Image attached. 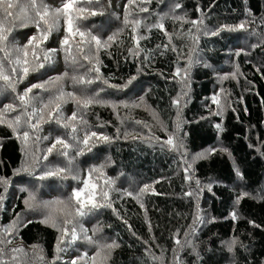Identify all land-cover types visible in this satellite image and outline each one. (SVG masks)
I'll use <instances>...</instances> for the list:
<instances>
[{
	"label": "trees",
	"instance_id": "obj_1",
	"mask_svg": "<svg viewBox=\"0 0 264 264\" xmlns=\"http://www.w3.org/2000/svg\"><path fill=\"white\" fill-rule=\"evenodd\" d=\"M43 2L52 9L62 6V0ZM14 3L27 6V0ZM114 6L110 4L109 9ZM18 7L10 10L13 17L9 21L15 22ZM141 7L148 11H140ZM114 8H127L130 21L139 19L141 26L133 31L130 22L113 31L111 21L102 20L105 13L79 14L88 17L79 21L82 30L87 28L103 41L111 35L116 37L99 50L83 45L84 54L99 67L101 79L91 85L73 84L72 76L97 74L87 72L92 65L76 50L79 35L70 38L77 63L72 68L66 63L61 44L65 23L61 18L59 29L47 41H37L42 49L55 50L50 53L51 61L44 62V52L38 50L44 67L31 71L17 88L22 94L31 85L44 84L67 72L69 78L57 87L78 97L98 92L99 99L107 104L82 110L86 125L73 122L80 139L85 131L111 138L107 143H97L93 138L89 141L92 150L84 148V154L74 162V172L79 171L82 179L88 178L89 169L103 166L93 173L92 182L98 190L110 189L112 207L80 221L88 236L102 244L119 245L104 249L96 264H172L173 260L181 264L222 263L225 258L213 252L219 257L231 255V264H264V0H137L133 5L125 0ZM193 21L202 23L194 25ZM12 22L6 25L13 27L9 39L19 46L39 36L35 25L15 28ZM157 23H163V30L152 27ZM213 31L218 34L211 35ZM139 36L144 39L137 48L133 37ZM192 37H199L198 43ZM189 57L193 60L190 68ZM28 59L36 63L31 50ZM132 77L131 84L123 87ZM55 94L56 88H34L30 95L35 99L28 111L34 107L39 113ZM7 104L17 110L5 112ZM49 111H54V106L44 109L39 130L33 131L22 122L14 132L8 125L21 113L19 101L10 90L0 92V112L5 113L0 123V178L7 181L0 183V239L11 241L0 247L22 248L33 254V260L19 259L16 264H71L74 259L78 264H92L91 257L99 249L83 239L71 240V224L63 242L58 240L61 233L56 228L39 222L43 218L12 227L25 212V201L35 186L43 195L52 188L59 193V188L66 186L69 196L74 188L83 187L71 176L65 180L39 178L45 165L64 166L65 158L55 152L30 171H18L26 160L31 163L33 154L43 156L56 137L72 143L65 135L69 130L55 119L48 120ZM77 111L71 101L61 104L64 118ZM24 131L29 132L27 142ZM37 136L49 139L37 142ZM170 136L174 143L183 142L180 151L187 162L176 157L178 150L164 143ZM146 185L148 190L142 191ZM13 190L17 191L14 196ZM129 192L132 195H127ZM58 219L62 221L63 214ZM95 229L99 231L94 234ZM77 235H81L79 227ZM177 240L181 245L189 244L192 252L183 257L178 252L175 257ZM58 243L63 251L57 252ZM85 252L88 259H79ZM17 254L12 253L16 259ZM4 259L7 261L6 255Z\"/></svg>",
	"mask_w": 264,
	"mask_h": 264
},
{
	"label": "snow or ice",
	"instance_id": "obj_2",
	"mask_svg": "<svg viewBox=\"0 0 264 264\" xmlns=\"http://www.w3.org/2000/svg\"><path fill=\"white\" fill-rule=\"evenodd\" d=\"M137 2V0H128L129 5H133ZM100 0H62V6L59 8L52 9L48 5L44 4L43 0H40L39 7L37 6V0H27V6L21 5L17 6L14 3V0H0V13H3V16H0V92L10 90L12 93L15 94V99L19 101V106L21 108V113L16 115L15 118L9 123V127L16 132L17 128L23 122L33 131H37L40 128V121L44 120V109H48L49 107L54 106V111L48 112V120L51 121L55 119V122L61 124L62 127L66 130H69L65 133L68 136L72 143H69L67 139L62 138L60 136L56 137L54 142L51 144L50 147L45 149V154L43 156L37 157L35 154L32 156V161H25V165L22 169L18 171H30L34 166L38 165L40 160H47L48 156L55 154L59 157H64L65 162L64 166H53L48 167L47 165L43 168V174L39 177L41 180L54 177L58 179H68L71 176L72 179L77 180L78 182H82L83 187L74 188L68 197V199L61 200L57 199L55 201H41L38 204L34 203L36 201V197L33 193H29V199L25 201L26 207L32 209L37 206H42L45 209L51 208L54 205L59 206L56 209V213L53 214L52 212L45 213L44 218L40 220V223H44L50 227L56 228L58 232L61 233V236L58 238L60 242H63L64 237L69 235V229L67 225L71 224V240L75 241L77 239H83L89 245H92L99 249L95 253L93 257H91L92 264H96L97 258L101 256V253L104 249H113L118 247L119 245L115 242L112 243H101L99 240L94 239L92 236H88L87 230L84 229L80 225V221L89 215L94 214L98 210L102 208H111L112 203L110 199V189L100 188L98 190V185L92 182V175L93 173L100 172L101 168H91L88 170V178L82 179L80 176L79 171L74 172V162L77 156L84 154V148H87L88 151H91L92 148L89 146V141L95 138V142H110L111 138L106 135H98L97 132H87L85 131L83 139L77 135L78 128L73 123L79 121L81 125H86L87 121L83 119V111L84 109H88L90 106L94 104H100L102 106H107L106 102L99 99V93L97 92L95 95L92 96H83L78 97L74 93H65L62 87H57L60 81L69 78L68 73L65 72L62 76L56 77L52 80L45 82L44 84H34L27 87L24 92L18 93L17 88L20 83L27 78L31 71H35L38 68L44 67L43 62L40 61V57L38 55V50L43 51V61L50 62L52 57L50 55L51 52H54V49H42L40 47V43L37 41L43 42L47 41L49 35L54 30L59 29V21L61 18L64 19L65 23V36L61 41L62 48L65 51V61L66 63L76 64L75 56L71 54V45H70V38L79 35L80 41L76 44L77 52L83 54V59L88 61L90 65H92L88 72L96 73L97 75L94 77H90L88 73H85L83 76L77 77L72 76L70 77L73 84H81V85H91L95 82V80L101 79L99 74V67H97L92 59L84 54V44H87L89 50L94 45L97 50H99L102 46H107L108 42H112L115 40V35L108 36L107 41H103L97 35L92 34L90 30L87 28H83L79 23V21L86 20L87 16H82L79 14L83 13H90L91 16H95L98 13L95 10H92L93 5H98ZM18 12L14 18L15 22L9 21L8 18L13 17V12L10 11L11 9L17 8ZM179 7V5H176ZM29 8L31 9L32 14H29ZM142 12L148 11L147 8L141 7L139 9ZM131 13L126 8V15L124 18L125 27L129 25L131 22L133 24V31L138 29L141 26V21L136 19L134 21H130L129 17ZM164 17H161V21ZM179 19V18H177ZM14 23L15 28H22L27 27L29 25H35L38 29L39 36H32L28 39L27 43L21 47L18 44L14 43L9 39L10 34L13 31V27L6 26L8 23ZM75 22V23H74ZM194 25L197 23H202V21H193ZM152 27L159 28L163 30L164 26L163 23H157L152 25ZM239 27L243 28L244 25L241 24ZM151 30L150 28L148 29ZM223 30V29H221ZM232 30V29H229ZM167 35V33H165ZM218 32L213 31L211 35H217ZM198 43L199 37H192ZM137 48H139V41L144 39L143 36L133 37ZM169 41H171V37H169ZM67 46V47H64ZM157 47H160L159 45ZM29 50H31V55L36 61V63L31 62L28 59ZM175 51V49H173ZM193 63L191 57L188 60V67L190 68ZM83 67V65H80ZM176 74H180V69L178 68ZM135 77L130 78L123 87H127L128 84H131L132 80ZM107 83V80L104 81ZM115 87L114 85H110ZM34 88H40L45 91L49 90L50 88H56V94L49 99L48 103L43 105V108L37 110L33 107L32 111L29 112L28 108L31 105V102L35 97L31 96ZM102 91V90H101ZM214 102H215V98ZM73 102L77 106V112H73L70 118H64L61 115V104L67 102ZM176 103L178 104L179 101L177 100ZM126 106V105H125ZM5 112L11 111L15 112L17 109L12 104L4 105ZM5 115L4 112H0V123H3L2 117ZM35 120L36 122L33 123L32 121ZM66 121V122H65ZM219 128L220 126L217 125ZM180 124L177 123V130L179 131ZM23 139L25 142L29 139V132H23ZM40 139L47 140L48 137H36V141L38 142ZM167 145L172 146L174 150H180L184 147L182 141H178L174 143L173 137H169L167 141L164 142ZM57 145L60 147L57 148ZM83 145L84 147H81ZM74 151L75 155H70V152ZM203 155V154H201ZM185 171H188L186 168ZM0 183L7 184L6 180L0 178ZM106 185L111 184L110 181H105ZM199 184V181H197ZM148 186L146 185L142 191H147ZM127 195H132V193H127ZM3 197L0 196V201H2ZM63 213L64 219L61 221L58 219V215ZM233 218H235V213H233ZM19 223L18 221L13 222L12 227L15 228L16 224ZM64 225L63 227L61 225ZM79 227L81 235H77V228ZM9 229H4V232L7 233ZM99 229L94 230L98 232ZM11 241H4L0 239V245H5L6 243H10ZM187 243V242H186ZM177 244H180V241L177 240ZM12 253L22 252L23 249L16 248L10 250ZM63 251L60 248L58 243L57 245V252ZM7 253L4 251L3 247H0V264H16V258L13 256L11 261H6L4 256ZM59 258V257H57ZM79 259L87 260L88 256L85 252L82 257ZM106 260L107 257H104ZM155 259V258H154ZM51 264H55V261H52ZM71 264H78L77 260L71 261Z\"/></svg>",
	"mask_w": 264,
	"mask_h": 264
},
{
	"label": "rangeland",
	"instance_id": "obj_3",
	"mask_svg": "<svg viewBox=\"0 0 264 264\" xmlns=\"http://www.w3.org/2000/svg\"><path fill=\"white\" fill-rule=\"evenodd\" d=\"M56 0H52V2H54ZM125 0H104V2L100 1V3L98 5H93L92 6V9L96 10V11H99V12H102L103 14L105 13V16L102 20H106V19H109L114 27V30L113 31H117L119 29H122L124 27V17L126 15V11H121L120 9H116L114 8L116 5L120 7V5L122 3H124ZM110 4H115V6L113 7V9H109L110 8ZM105 7V10H103ZM114 9L116 10L114 12ZM120 10V11H119ZM100 17H96V19H98ZM112 25L111 27H109V29L112 28ZM103 28V27H102ZM105 29V28H103ZM98 34H100V32H98ZM70 67L72 68V64H70ZM78 68V67H77ZM72 70V73H76V69H71ZM88 72V71H87ZM174 150V149H172ZM175 151V150H174ZM179 157L181 158L184 162H187V160H185L184 156H183V153L178 150L177 151V154H176V157ZM177 157V158H178ZM194 158H192L193 160ZM183 162V163H184ZM184 167H186V164H184ZM28 189H31L32 187L31 186H28L27 187ZM40 188V187H39ZM39 188H38V185L37 187L35 186L33 188V194L35 195L36 197V201L34 203H39L41 201H55L57 199H61V200H67L68 197H69V189L68 187L66 186H62L61 188H59V193L58 192H54L55 189L52 188L50 192H47V193H44L41 194L39 193ZM262 189L264 190V185L262 187ZM17 193V191H12V196H14L15 194ZM56 193H58V195H55ZM57 207L59 206H53L51 208H48V209H45L43 208L42 206H37V207H34L32 209L28 208V207H25V212L23 213V215L19 218V223L17 224H23L26 220H32V219H40V218H44V215L45 213H48V212H52L53 214L56 213V209ZM63 214V213H60L58 215V217ZM197 219H198V216H197ZM61 226H64L63 224ZM77 246H80L82 248H89L83 244H78ZM185 248V250H183ZM16 249V248H15ZM22 249V248H21ZM11 249L8 248V247H5L4 248V251L7 253V261H11L12 260V252L10 251ZM211 250V249H210ZM178 252H179V256L183 257V254L185 255L186 252H192V250H190V245L189 244H179L177 246V251L175 250L174 251V254H175V257L178 255ZM212 253V252H210ZM214 255H216V257L218 258H225L224 261L222 263H219V264H231V261H232V256L231 255H227V254H224L223 256L219 257L217 254H215L213 252ZM33 255L30 251H27V250H24L22 252H18L17 254V259H16V263L18 262L19 259L22 260V262L28 260V258L30 257L31 260H33ZM230 258V259H229ZM172 264H181V262L179 260H173Z\"/></svg>",
	"mask_w": 264,
	"mask_h": 264
}]
</instances>
